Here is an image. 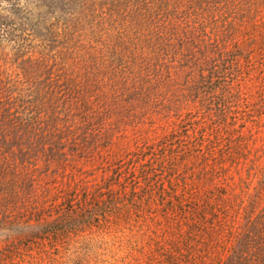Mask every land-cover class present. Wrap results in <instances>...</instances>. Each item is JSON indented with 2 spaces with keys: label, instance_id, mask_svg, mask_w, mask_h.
<instances>
[{
  "label": "trees",
  "instance_id": "16d2710c",
  "mask_svg": "<svg viewBox=\"0 0 264 264\" xmlns=\"http://www.w3.org/2000/svg\"><path fill=\"white\" fill-rule=\"evenodd\" d=\"M256 1L248 0L249 8L264 4ZM236 7L243 9L241 1L0 0V47L16 43L18 58L6 65L0 56V232L30 239L0 246V264H83L57 241L72 233L80 249L85 228L55 211L69 201L60 194L77 182L72 164L103 158L101 151L122 141L129 127L151 133L162 123L154 145L167 142L193 120L191 96L213 123L238 113L246 101L234 84L240 59L249 61L258 46L237 48L234 22L214 15ZM174 40L178 48L192 45L183 83L163 63L177 52ZM56 41L64 50L51 55ZM255 112L248 133L232 136L227 164L220 154L218 168L202 172L209 184L201 208L216 229L221 264H264V137H257L264 132V97ZM136 149L141 154L146 146ZM30 243L36 253L27 252Z\"/></svg>",
  "mask_w": 264,
  "mask_h": 264
},
{
  "label": "rangeland",
  "instance_id": "374dc122",
  "mask_svg": "<svg viewBox=\"0 0 264 264\" xmlns=\"http://www.w3.org/2000/svg\"><path fill=\"white\" fill-rule=\"evenodd\" d=\"M230 1H241L243 11L236 7L229 9L227 16L225 10H215L214 15L234 22L231 43L244 50L258 46L249 61L240 59L241 73L234 82L246 94L244 105L236 115L218 124L202 118L193 107L196 102L191 96L193 120L185 121L180 133L167 142L154 145V134L163 133L162 123L155 125L156 133L139 134L129 127L122 141L101 151L103 158L94 156L72 164L70 169L77 182L63 187L60 196L69 201L62 202L55 211L65 218L75 217L85 228L80 232V249L79 239L72 233L58 238L67 257L75 249L83 264H221L224 254L214 240L216 229L201 208L209 184L204 171L218 168L220 154L227 164L236 147L232 136L248 133L260 98L264 97V4L249 8L248 0ZM254 9L258 10L256 16ZM243 12L247 13L241 16ZM178 23L184 28L181 20ZM191 25L197 27L194 22ZM211 27L208 23L206 30ZM174 43L177 52L164 57L163 63L183 83L192 45L183 49L178 48L177 40ZM54 45L51 55L64 50L58 41ZM16 47L12 41L0 47L2 63H17ZM105 82L104 77L102 83ZM257 137H264V132L257 133ZM137 146H146L145 152L137 153ZM202 155H206L203 162ZM48 213L53 215L54 209ZM49 215L42 222L51 219ZM11 240L27 244L30 239L18 233L0 232V246ZM37 250L38 245L30 243L27 252Z\"/></svg>",
  "mask_w": 264,
  "mask_h": 264
}]
</instances>
